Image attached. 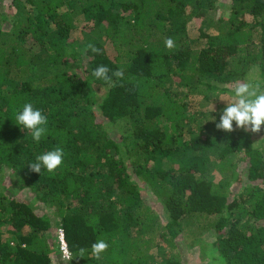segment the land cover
I'll return each mask as SVG.
<instances>
[{"label": "trees", "instance_id": "trees-1", "mask_svg": "<svg viewBox=\"0 0 264 264\" xmlns=\"http://www.w3.org/2000/svg\"><path fill=\"white\" fill-rule=\"evenodd\" d=\"M248 81L264 0H0V264H264V125L215 127ZM25 103L39 142L14 123ZM56 147L54 173L30 170Z\"/></svg>", "mask_w": 264, "mask_h": 264}, {"label": "clouds", "instance_id": "clouds-1", "mask_svg": "<svg viewBox=\"0 0 264 264\" xmlns=\"http://www.w3.org/2000/svg\"><path fill=\"white\" fill-rule=\"evenodd\" d=\"M166 49L172 50L176 47L173 38L168 37L164 41ZM93 53H99L100 49L92 44L87 45ZM106 65H99L92 71V76L98 80H103L111 87L116 86V82L124 77V71L117 69L111 72ZM116 78L114 81L113 78ZM264 81H248L239 82L232 89V100L226 101V106L221 110L219 122L215 124L218 130L225 132L234 131L235 128L243 129L257 133L261 131V126L264 125ZM15 124L22 129L31 133L32 140L39 142L42 136L45 135L47 128V116L43 112L35 108L32 103H25L22 109L15 115ZM64 152L60 147L39 154L35 158V162L28 165L32 172L41 173V169L47 170L49 173H54L55 170L63 163ZM109 245L104 239H99L93 242L90 246L91 257L100 259L102 254L107 251ZM63 257L66 261L73 258L71 252L65 245L62 249ZM79 256H85V249H79ZM222 264V260H221Z\"/></svg>", "mask_w": 264, "mask_h": 264}, {"label": "rangeland", "instance_id": "rangeland-1", "mask_svg": "<svg viewBox=\"0 0 264 264\" xmlns=\"http://www.w3.org/2000/svg\"><path fill=\"white\" fill-rule=\"evenodd\" d=\"M85 30H83L81 27H78L76 29V33L77 34H81V33H84L85 34ZM204 104V107H206L207 109H211V108H214L215 107V103H212L211 101H207V102H204L202 103ZM203 106V105H202ZM153 205L157 206V203H153ZM187 231V230H186ZM208 238V237H207ZM209 239V238H208ZM195 247V248H194ZM197 243L191 247V249L189 250H186L188 249L187 246H185V250H186V253L189 257V261H192V263L196 262L197 260L201 259V254H200V250L198 248ZM194 248V249H193Z\"/></svg>", "mask_w": 264, "mask_h": 264}, {"label": "built area", "instance_id": "built-area-1", "mask_svg": "<svg viewBox=\"0 0 264 264\" xmlns=\"http://www.w3.org/2000/svg\"><path fill=\"white\" fill-rule=\"evenodd\" d=\"M59 240H60V249H61V254H62V249L65 247V245L67 246V242H66V240L64 238L62 230H59ZM67 248H68V246H67ZM69 251H70V249H69ZM62 256H63V254H62Z\"/></svg>", "mask_w": 264, "mask_h": 264}]
</instances>
